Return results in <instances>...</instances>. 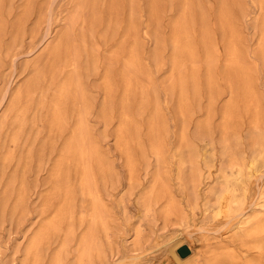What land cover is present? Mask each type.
Returning a JSON list of instances; mask_svg holds the SVG:
<instances>
[{
    "label": "rangeland",
    "instance_id": "1",
    "mask_svg": "<svg viewBox=\"0 0 264 264\" xmlns=\"http://www.w3.org/2000/svg\"><path fill=\"white\" fill-rule=\"evenodd\" d=\"M72 75L85 97L61 100ZM81 114L97 264H206L222 237L249 257L238 220L205 208L239 155H261L251 195L264 186V0H0L1 264H31L47 218H75L80 236L96 218L70 148Z\"/></svg>",
    "mask_w": 264,
    "mask_h": 264
},
{
    "label": "bare ground",
    "instance_id": "2",
    "mask_svg": "<svg viewBox=\"0 0 264 264\" xmlns=\"http://www.w3.org/2000/svg\"><path fill=\"white\" fill-rule=\"evenodd\" d=\"M126 76L127 74H125ZM70 77V80L62 89L61 100L65 101L73 94V89H76L78 98L84 99V92L82 89L79 90L80 81L78 75H72ZM83 103L86 108V101H83ZM124 108L126 109V106ZM63 115V110L59 107L55 112V120L61 123L64 119ZM123 116L124 120L128 118V109L124 111ZM85 124V115L81 114L80 130L75 134L70 148L82 160L84 188L94 197L96 218H92L89 221L87 231L81 236L79 234V228L84 223H77L75 218L45 219L39 230L33 235L27 247L28 263L42 264L49 249L54 244L58 245L59 249L51 257L50 264H97L98 257L103 254L99 242V224H104L105 222L104 205L98 193L94 191L91 166V157H93L94 152L88 149L86 145L88 132L86 131ZM126 127L130 128L128 122ZM260 156V154H257L250 162L240 155L239 157L232 158L229 163L232 169V176L226 175L223 185L219 183L209 188V197L205 208V211L210 212L208 216L211 218H231L232 220H238V228H240L239 240L247 247L249 257L244 259L235 247L227 246L229 241L222 237L219 238L215 247L210 248L206 258V264H264V186L258 185L259 188L256 196L251 195L253 190L252 177L259 170ZM193 174L201 178L205 176L203 168L201 167L196 168ZM197 176H194L193 179L195 183L198 180ZM8 197H5V203L8 201ZM19 199L18 205H21L24 198L20 197ZM169 211L178 212L181 217L185 216L183 210L181 208L179 209L176 205L171 206ZM74 245L76 248L72 251L71 248ZM179 246V242L174 245L177 248ZM72 253H74L75 260L69 263V256ZM177 259L180 264H183L179 256H177ZM1 263L2 259L0 258Z\"/></svg>",
    "mask_w": 264,
    "mask_h": 264
},
{
    "label": "water",
    "instance_id": "3",
    "mask_svg": "<svg viewBox=\"0 0 264 264\" xmlns=\"http://www.w3.org/2000/svg\"><path fill=\"white\" fill-rule=\"evenodd\" d=\"M178 252L182 257H187L192 253V249L189 245L185 244V245L180 246V248L178 249Z\"/></svg>",
    "mask_w": 264,
    "mask_h": 264
}]
</instances>
